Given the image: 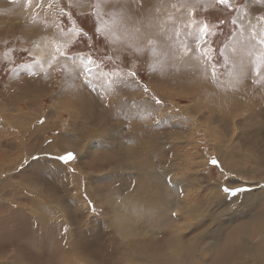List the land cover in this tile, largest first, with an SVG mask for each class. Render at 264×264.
<instances>
[{"label": "rangeland", "instance_id": "374dc122", "mask_svg": "<svg viewBox=\"0 0 264 264\" xmlns=\"http://www.w3.org/2000/svg\"><path fill=\"white\" fill-rule=\"evenodd\" d=\"M143 2L0 0V238L45 215L75 264H264V57L216 3Z\"/></svg>", "mask_w": 264, "mask_h": 264}, {"label": "bare ground", "instance_id": "6f19581e", "mask_svg": "<svg viewBox=\"0 0 264 264\" xmlns=\"http://www.w3.org/2000/svg\"><path fill=\"white\" fill-rule=\"evenodd\" d=\"M18 217H17V223H19V225L16 226L15 233L12 232L13 234L11 235V237L15 238L16 234L20 235V236H25L27 232H30L32 235L31 238L25 239L24 241H20V242H14L15 239L13 238L14 243L7 245V246L2 241V238H0L1 239L0 249L1 248H3V249L7 248L8 246L14 247V250L16 251V260H17L18 264L19 263L22 264L21 262H26L28 264H59L60 261L64 262L65 264H75L76 256L72 253V251L69 249V247L67 249V248H58L56 246V240H58V235L53 234L52 231L54 230V228L52 226L45 227L44 224L47 223L48 220H50L49 216L46 217L45 215H42L43 222L40 221V223L45 228L43 231V233H44L43 235H40L37 233L36 226H34L30 222V220L28 222V225H26L25 224L26 220L22 219L20 217L18 218ZM5 220L8 221L9 219L6 218ZM2 222H3V224H5L4 221H2ZM35 233H36L35 236L38 237L39 240L32 241L31 239H33L32 237ZM73 243L72 242L69 243L70 248L73 250H76L77 248L78 249L82 248V245L84 242L81 240L76 241L74 248H73ZM77 244H79L80 246H78ZM32 254L34 255V258H32V256H33ZM39 254L45 255V256H40ZM61 264H63V263H61Z\"/></svg>", "mask_w": 264, "mask_h": 264}, {"label": "crops", "instance_id": "0c3cea01", "mask_svg": "<svg viewBox=\"0 0 264 264\" xmlns=\"http://www.w3.org/2000/svg\"><path fill=\"white\" fill-rule=\"evenodd\" d=\"M149 1L152 0H145V2L150 4ZM153 1L155 2V0ZM215 3L216 0H200V5L203 8L212 7ZM152 4L155 8L160 7L158 4ZM225 4L230 9H234L235 14L233 13L234 16L232 15V18H234V22L238 25V34L241 36H246L252 40L255 43L256 50L261 54L262 57H264V0H242L241 2H237V0H228V2ZM134 15L137 16L135 13ZM155 15L158 16V12H156ZM143 18L148 22L151 21L145 17ZM141 19L139 20L136 18L131 22H128V25H131L134 28V41L130 46L127 47L132 50H135V48L140 45L139 39L144 41L156 38L157 40V36H150L152 33H156L155 30L149 28L153 25L150 23L143 25L140 23ZM260 247L264 248V244H261Z\"/></svg>", "mask_w": 264, "mask_h": 264}, {"label": "snow or ice", "instance_id": "6c2138e0", "mask_svg": "<svg viewBox=\"0 0 264 264\" xmlns=\"http://www.w3.org/2000/svg\"><path fill=\"white\" fill-rule=\"evenodd\" d=\"M221 3H227L228 0H220ZM207 25H204V27H202L200 29V33H201V38L198 39L196 41L197 45H204L207 46L208 45V40H207V36H208V31H207ZM86 71H88V69H85ZM158 103V102H157ZM74 158L73 154L71 152L66 153L65 155L56 157L55 159L59 160V161H63V162H68L70 160H72ZM38 159V158H36ZM213 164H216L217 161L213 160L212 161ZM222 191L225 193L226 197H228L229 199L232 198H237L241 195H243L245 192L250 191V189H248L247 187L243 186V185H237L234 187H228L227 184L223 187Z\"/></svg>", "mask_w": 264, "mask_h": 264}, {"label": "trees", "instance_id": "16d2710c", "mask_svg": "<svg viewBox=\"0 0 264 264\" xmlns=\"http://www.w3.org/2000/svg\"><path fill=\"white\" fill-rule=\"evenodd\" d=\"M218 7H221L223 8V14L219 15L218 18H217V22H218V27H219V31H218V35H219V38H217V40H219V45H221L228 37L229 35V31L230 30H225L223 31L224 27L229 25L230 22V19L234 13V9H228L227 6H225L223 3L220 2V0H217L216 2V8ZM207 21L211 23H215L216 21H211L208 16H207ZM209 24V25H210ZM217 27V28H218ZM227 31V32H226ZM231 31H232V28H231ZM230 31V32H231ZM226 33V34H225ZM86 37H89L88 35L84 34L83 32L81 33L80 35V41H83V38H86ZM87 40V38H86ZM213 46H215V48L217 49L218 47L215 45V42L213 41ZM89 49V47H87ZM86 49V50H88ZM219 49V48H218Z\"/></svg>", "mask_w": 264, "mask_h": 264}]
</instances>
